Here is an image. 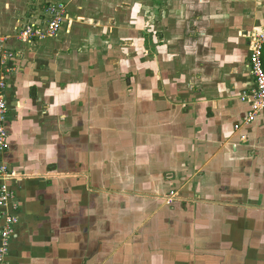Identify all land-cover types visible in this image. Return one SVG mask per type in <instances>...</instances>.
Returning <instances> with one entry per match:
<instances>
[{
	"label": "crops",
	"instance_id": "0c3cea01",
	"mask_svg": "<svg viewBox=\"0 0 264 264\" xmlns=\"http://www.w3.org/2000/svg\"><path fill=\"white\" fill-rule=\"evenodd\" d=\"M28 1L0 0L6 264H264V109L241 125L264 0H170L169 52L147 62L138 40L106 90L78 9L41 42L7 39Z\"/></svg>",
	"mask_w": 264,
	"mask_h": 264
},
{
	"label": "rangeland",
	"instance_id": "374dc122",
	"mask_svg": "<svg viewBox=\"0 0 264 264\" xmlns=\"http://www.w3.org/2000/svg\"><path fill=\"white\" fill-rule=\"evenodd\" d=\"M55 2H62L65 5V17L67 20L72 19L69 16L71 11L78 9L77 12H82L80 14L83 15L82 17L85 20L81 19V17H74L77 21L75 23L79 26L82 24L81 22H96L94 24L100 30V33H95L94 31L90 35L89 43L87 41L84 44V46L86 44L89 45L88 51L85 49L86 47H83L82 51L84 54L88 53L92 58L98 59V67L93 73L96 74L97 72L103 75V80L100 81V84L104 85L103 90H106L112 84L111 80L115 79L116 76L118 77L116 80L121 79L123 75L121 72L122 56L126 54V56L133 59L134 53L137 54L139 52L138 40L141 39L143 41L144 48L142 47L140 52L144 53L143 59L147 62H150L149 57L153 56V53L156 54L158 50L161 53L162 51L169 52V48L167 47L168 49L165 50L164 45H166L167 35H169L165 31L167 29L169 31L167 26L171 21V17L167 12L172 7L170 0H29L25 9L16 20V27L22 26L29 19L44 20L45 8L49 3ZM127 2H129V5H127ZM32 10L37 11L32 13ZM72 24L73 22L68 23V27L70 28ZM64 26L65 24H63ZM88 26L90 27V25ZM129 28H132L131 33L128 30ZM183 28L186 30V23L181 24L180 29ZM188 33L192 34L191 32ZM19 34V27L15 28L13 32L8 34L9 37L7 39L12 37L16 42L32 43L35 41L41 42L49 37L38 38L37 40L30 39L29 41L20 37ZM160 47L164 50L160 49ZM157 56L161 57V54ZM9 70L12 69L9 68ZM104 100H107V97H104ZM7 149L8 145L4 151ZM11 171L15 173V171Z\"/></svg>",
	"mask_w": 264,
	"mask_h": 264
},
{
	"label": "built area",
	"instance_id": "2783aa9c",
	"mask_svg": "<svg viewBox=\"0 0 264 264\" xmlns=\"http://www.w3.org/2000/svg\"><path fill=\"white\" fill-rule=\"evenodd\" d=\"M65 5L62 2L49 3L45 8L44 20L29 19L27 22L18 26L20 30V37L29 40H37L38 38L51 37L56 35L67 20L65 17ZM16 27V28H18ZM43 27V28H41ZM264 45V28L255 31L249 36L250 55L248 64L250 73L252 74L255 86L248 93L242 96L244 102L250 103V108L243 117L241 125H249L253 118L259 111L264 109V68L262 63V49ZM10 56V55H9ZM5 75L0 71V150L3 151L7 147V122L9 107L7 98L4 94L5 89ZM235 126V129L239 128ZM16 177L15 173L7 166L6 163H0V213L4 219V226L1 231L0 243V264H6L7 253V239L10 237L13 226L17 222L15 215L8 211L10 208H16L13 201L14 191L9 186L10 180Z\"/></svg>",
	"mask_w": 264,
	"mask_h": 264
},
{
	"label": "trees",
	"instance_id": "16d2710c",
	"mask_svg": "<svg viewBox=\"0 0 264 264\" xmlns=\"http://www.w3.org/2000/svg\"><path fill=\"white\" fill-rule=\"evenodd\" d=\"M262 50H263V49H262ZM263 54H264V52L262 51V63H263V68H264V61H263V60H264V59H263L264 56H263Z\"/></svg>",
	"mask_w": 264,
	"mask_h": 264
}]
</instances>
